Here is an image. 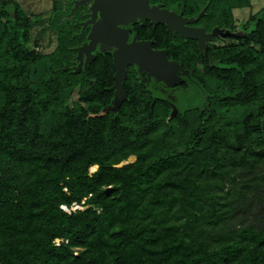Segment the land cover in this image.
I'll return each instance as SVG.
<instances>
[{
  "label": "trees",
  "instance_id": "trees-1",
  "mask_svg": "<svg viewBox=\"0 0 264 264\" xmlns=\"http://www.w3.org/2000/svg\"><path fill=\"white\" fill-rule=\"evenodd\" d=\"M72 1L50 0L55 44L41 53L37 18L0 0V264H264V5L236 29L249 0H153L232 40L200 48L135 22L190 100L172 112L129 66L102 111L111 55L75 71Z\"/></svg>",
  "mask_w": 264,
  "mask_h": 264
},
{
  "label": "water",
  "instance_id": "water-1",
  "mask_svg": "<svg viewBox=\"0 0 264 264\" xmlns=\"http://www.w3.org/2000/svg\"><path fill=\"white\" fill-rule=\"evenodd\" d=\"M89 4L88 18L78 22L80 32L89 24L86 40L74 47L75 71L85 67L93 58L92 51L98 44V50H106L113 47L111 60L114 67L112 88L113 99L116 102L122 96L121 82L125 76L126 66L134 64L136 71L145 73L147 80L154 78L164 86H172L178 81V70L174 62L166 57L164 49L151 47V40L128 39L129 28L124 25L138 19L143 22L148 19L152 25L163 23L168 32H176L183 38H194L198 47L204 46V41L210 38L214 31L204 32L201 27L192 26L193 17H185L181 11H174L159 4H148V0H73L72 10L78 6ZM96 15L98 18L96 19ZM122 164L119 162L117 165ZM96 168V166H95ZM109 187L105 188V193ZM66 209L65 206H62Z\"/></svg>",
  "mask_w": 264,
  "mask_h": 264
},
{
  "label": "rangeland",
  "instance_id": "rangeland-1",
  "mask_svg": "<svg viewBox=\"0 0 264 264\" xmlns=\"http://www.w3.org/2000/svg\"><path fill=\"white\" fill-rule=\"evenodd\" d=\"M23 10L29 14L32 18H37V21L35 24L32 25L30 34L31 39L36 41L37 43V49L41 53H47L52 50L55 44V32L50 31L46 28V21L49 14V9L51 7L50 0H17ZM60 4H63L64 0H58ZM250 4L247 7L242 8H233L232 9V17L234 22V27L237 29L240 25V23L245 24L246 19L249 15L257 11L260 7L264 5V0H249ZM168 6H171V3L168 4ZM232 39L230 37L221 38L217 36L211 37V43H223V42H229ZM158 81H154V87L157 89H160V92L162 96H165L170 105L173 107L172 112H175V108H179L180 106L187 103L189 98V92L184 91L181 88H178L175 86H165L164 85H158L156 86L155 83ZM116 103V100H112L111 105L104 108V110H111L114 108V105ZM134 159L133 156H128L124 161H121L122 163L130 162ZM95 169V165L89 166L88 171L91 172ZM84 206H80L77 204H72L70 209L74 208H83ZM66 208V207H65ZM66 210V209H65ZM58 239H55V242H57Z\"/></svg>",
  "mask_w": 264,
  "mask_h": 264
},
{
  "label": "flooded vegetation",
  "instance_id": "flooded-vegetation-1",
  "mask_svg": "<svg viewBox=\"0 0 264 264\" xmlns=\"http://www.w3.org/2000/svg\"><path fill=\"white\" fill-rule=\"evenodd\" d=\"M89 4H90V2H87L85 5H81V6H78V7L76 8V9L79 8V10L81 11V13H82L83 16H84V18L75 21V23H76L77 26H79V25L77 24L78 22L84 21L85 19L88 18V13H89V9H88V8H89ZM148 4H149V5H151V4H159L160 7H165V6H163L162 3L159 2V1L148 0ZM165 8H167V7H165ZM76 9H75V10H76ZM167 9H168V8H167ZM170 10H172V9H170ZM95 18L97 19V18H98V15H96ZM145 20H148V19H144L143 22H140L138 19H136L135 21L130 22V23L124 25L125 28H129V31H128V39H127L128 41H129L131 38H135L136 40H145V39H138V38H136V37L134 36V34H133V30H132V26H133V24H134L135 22H139L140 24H143V23H145ZM148 21H149V20H148ZM189 24H190V23H189ZM190 25H192V24H190ZM192 26H195V25H192ZM88 30H89V24H87V25L84 27V29L82 30V32H80V26H79L78 35H83V37H84V39L81 41V43L84 42V41H87V40H86V34H87V31H88ZM146 40H148V39H146ZM149 40H151V39H149ZM81 43H80V44H81ZM80 44H79V45H80ZM77 46H78V45H77ZM75 47H76V46H75ZM151 47H152V40H151ZM152 48H153V47H152ZM154 49H159V48H154ZM112 50H113V47H111V48H109V49H106V50H102V51H100V50H98V44H96V45H95V49L92 51L93 58H94L96 52H109L110 55H111ZM166 57H167V56H166ZM93 58H92V59H93ZM76 63H77V61H76ZM75 65H76V64H75ZM129 66H134L135 69H136V66H135L134 64H130V65H127V66H126V70H127V68H128ZM81 67H82V66H81ZM126 70H125V73H126ZM143 73H144V72H143ZM141 74H142V73H141ZM177 75H178V74H177ZM153 80H154V78H153ZM154 81H159V80H154ZM159 83H160V84H163L161 81H159Z\"/></svg>",
  "mask_w": 264,
  "mask_h": 264
}]
</instances>
